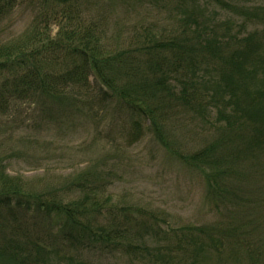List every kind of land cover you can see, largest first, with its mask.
<instances>
[{"label": "trees", "instance_id": "16d2710c", "mask_svg": "<svg viewBox=\"0 0 264 264\" xmlns=\"http://www.w3.org/2000/svg\"><path fill=\"white\" fill-rule=\"evenodd\" d=\"M116 1L141 16L125 39L112 33L121 23L111 13ZM24 6L30 24L5 37L2 26ZM151 15L167 16L168 25L148 23ZM19 105L60 126L112 114L131 125L125 135L133 142L146 126L202 177L217 220L179 230L150 212L142 220L113 204L116 174L94 165L35 190L0 162V264H93L80 257L84 250L130 264H264V6L0 0V118ZM173 130L196 141L175 147Z\"/></svg>", "mask_w": 264, "mask_h": 264}, {"label": "rangeland", "instance_id": "374dc122", "mask_svg": "<svg viewBox=\"0 0 264 264\" xmlns=\"http://www.w3.org/2000/svg\"><path fill=\"white\" fill-rule=\"evenodd\" d=\"M250 1L251 5L264 6V0ZM114 3L111 13L121 23L118 27L112 26V33H125L122 36L125 39L130 25L141 16L129 15L122 3ZM32 17L26 6L20 7L4 23L1 32L6 33L5 37L20 35ZM166 17L151 15L148 23L162 29L168 25ZM62 124L48 123L47 117L32 105H19L9 116L1 117L0 162L6 165L8 174L41 190L46 184L59 186L69 176L94 165L116 174L108 192L113 204L131 208L142 220L150 222L147 216L150 212L162 227H167L165 221L178 230L188 225L213 224L217 220L206 204L202 177L174 160L146 126L143 137L133 142L125 135L131 125L112 114L96 123H86L78 117ZM170 137L176 138L175 147L187 145L185 140L196 141L192 133L180 130H173ZM259 214L264 223V207ZM79 253L93 264H130L128 259L99 250Z\"/></svg>", "mask_w": 264, "mask_h": 264}]
</instances>
